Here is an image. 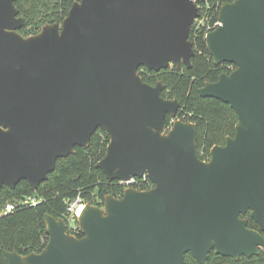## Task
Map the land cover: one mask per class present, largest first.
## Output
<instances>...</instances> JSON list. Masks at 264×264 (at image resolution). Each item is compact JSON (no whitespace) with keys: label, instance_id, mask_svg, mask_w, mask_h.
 Instances as JSON below:
<instances>
[{"label":"water","instance_id":"1","mask_svg":"<svg viewBox=\"0 0 264 264\" xmlns=\"http://www.w3.org/2000/svg\"><path fill=\"white\" fill-rule=\"evenodd\" d=\"M16 0H0V188L22 180L33 189L59 158L89 146L99 129L111 135L98 161L108 178L148 174L154 186L87 202L78 216L84 236L46 214L40 253L7 251L9 264H206L209 253L238 258L264 246L241 214L264 230V0H234L206 42L230 73L207 81L202 96L238 114L234 136L204 160L194 122L176 119L181 103L145 82L139 68L192 66L196 0H79L62 24L23 36Z\"/></svg>","mask_w":264,"mask_h":264},{"label":"trees","instance_id":"2","mask_svg":"<svg viewBox=\"0 0 264 264\" xmlns=\"http://www.w3.org/2000/svg\"><path fill=\"white\" fill-rule=\"evenodd\" d=\"M76 1L79 0H16L18 15L25 19L24 26L18 31L27 37L39 33L45 24L61 25ZM232 1L234 0H198L201 17H206L207 24H213L219 20L221 6ZM195 24L193 23L190 33L196 50L191 67L182 63L153 70L142 65L139 74L149 84L162 82L165 86L162 91L164 98H176L180 101L177 116L167 115V128L170 129L176 119L196 123L199 155L202 159L209 160L213 146L224 145L228 136H234L239 118L229 103L202 96L199 89L207 81H217L223 72L230 73L236 65L230 62L216 64L206 42V27H197ZM110 140V133L99 128L92 136L89 146H76L75 152L59 158L48 179L36 190L26 180H22L14 188L7 185L0 188V212L8 202L19 201L28 195L42 197L37 205L21 204L14 211L0 215V264H9L7 251H17L21 255L42 252L50 239L45 216L51 214L66 220L68 200L80 195L84 202L102 206L107 195L123 197L125 186L120 180L108 178L97 167L98 161L107 153ZM153 186L151 180H148L134 184L133 187L147 190ZM242 216H247L249 227H258L249 213ZM69 232L78 237L84 236L79 226ZM222 258V255L212 251L208 264H215ZM242 259H245L243 264H263L264 251Z\"/></svg>","mask_w":264,"mask_h":264},{"label":"built area","instance_id":"3","mask_svg":"<svg viewBox=\"0 0 264 264\" xmlns=\"http://www.w3.org/2000/svg\"><path fill=\"white\" fill-rule=\"evenodd\" d=\"M196 3L200 9V6L198 4V0H196ZM206 17H201V12L199 17H197L194 21V23H196L195 25L197 27H201V26H205L207 31H211L212 28H216L217 26L220 25L221 21L220 19L216 22H214L213 24L208 22V24L206 23ZM148 180H151L148 174H144L142 176H136V177H132L129 180H120V183L122 185L125 186V188L128 187H133L134 184H139V183H143V182H147ZM152 182V181H151ZM153 183V182H152ZM42 201V197L41 196H37V195H28L25 196L24 198H22L19 201L16 202H8L5 207L3 208V210L0 212L1 214H6L9 212L14 211L17 206L23 204V205H37L38 203H40ZM86 202H84L81 198V196H77L76 198L72 199V200H68V211H67V215H66V220L71 221L70 216H73V218H78V216L81 214L82 212V207L83 205H85ZM78 225H74L73 223H69V228H77Z\"/></svg>","mask_w":264,"mask_h":264},{"label":"flooded vegetation","instance_id":"4","mask_svg":"<svg viewBox=\"0 0 264 264\" xmlns=\"http://www.w3.org/2000/svg\"><path fill=\"white\" fill-rule=\"evenodd\" d=\"M249 211H251V210H249ZM244 214H247V213H243V214H241V218L247 220L248 227H249V220H248L247 216H242V215H244ZM249 216H250L251 218H253L252 215H251V213H249ZM253 220L257 223L258 227H256V228L249 227V228L259 231V232L264 236V230L261 228L260 224H259L254 218H253ZM212 251H214L216 254L222 255V256L224 257V258L220 259V260H219L217 263H215V264H243V263L245 262V259H242L243 257H248V258H249V257H252V256H254V255H258V254H260L262 251H264V246H260V247H259V252H258L257 254H253V255H251V256H248V255H240L238 258H235V257H232V256H228V255H223V254L217 253V252L215 251V249H213ZM212 251H211V252H212ZM211 252L209 253V257H210ZM185 257H186V260H187L188 262L192 263V264H201V263H200V262L194 257V255H193L191 252L186 253V256H185ZM187 257H188V258H187ZM209 257H208V260H207V263H206V264L209 263ZM226 257H227V258H226ZM263 264H264V263H263Z\"/></svg>","mask_w":264,"mask_h":264},{"label":"rangeland","instance_id":"5","mask_svg":"<svg viewBox=\"0 0 264 264\" xmlns=\"http://www.w3.org/2000/svg\"><path fill=\"white\" fill-rule=\"evenodd\" d=\"M126 189V188H125ZM92 204V203H91ZM93 205H96V204H93ZM96 206H99V205H96ZM99 207H101L102 209H104L105 208V202H104V205H102V206H99ZM246 213H251V211H248V212H246ZM70 219H71V221H68V220H66V223H67V225H68V230H70V228H69V223L71 222V223H73L74 225H78L79 227H80V225H79V219L77 218H73V216H70Z\"/></svg>","mask_w":264,"mask_h":264},{"label":"bare ground","instance_id":"6","mask_svg":"<svg viewBox=\"0 0 264 264\" xmlns=\"http://www.w3.org/2000/svg\"><path fill=\"white\" fill-rule=\"evenodd\" d=\"M86 207V205H83L82 210Z\"/></svg>","mask_w":264,"mask_h":264}]
</instances>
